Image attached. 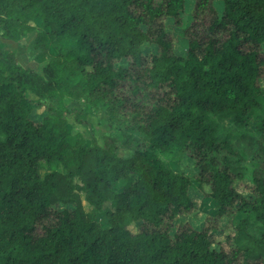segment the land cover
<instances>
[{
	"label": "trees",
	"instance_id": "1",
	"mask_svg": "<svg viewBox=\"0 0 264 264\" xmlns=\"http://www.w3.org/2000/svg\"><path fill=\"white\" fill-rule=\"evenodd\" d=\"M185 1L0 0L5 39L56 52L38 72L0 49V264H264V117L247 127L264 95V0H196L184 22ZM80 100L116 136L70 135L66 105ZM185 154L192 177L162 158ZM193 184L227 219V250L209 226L179 225Z\"/></svg>",
	"mask_w": 264,
	"mask_h": 264
},
{
	"label": "rangeland",
	"instance_id": "2",
	"mask_svg": "<svg viewBox=\"0 0 264 264\" xmlns=\"http://www.w3.org/2000/svg\"><path fill=\"white\" fill-rule=\"evenodd\" d=\"M196 0H186L184 6V17L183 21L186 22L189 15L194 9ZM215 8L218 13L221 12V5L219 3L215 4ZM36 25L39 22L36 21ZM166 30L171 33L174 39V50L179 55H183L186 48L187 42L182 36V29L177 28L172 20L165 21ZM34 34H30L25 38L20 39L18 42H12L5 39L1 35L0 31V49L4 53L12 52L15 57V61L24 68H30L34 71H40L41 68L46 64L48 59L56 55L55 49L50 47L48 52L44 54L40 50H36L33 47ZM156 49L154 46L145 45L143 47L144 53L154 52ZM261 51L264 54V45L261 47ZM261 86L264 89V78L261 81ZM259 102V107L250 112L247 120V127L250 131H253L260 121L264 117V95L257 98ZM43 103L48 106L55 105L51 100H43ZM67 112L65 118L67 121L68 132L70 135L74 136L77 133L81 134L85 139L86 143L89 145L91 139L94 138L98 142H101V137L105 135H115L116 131L111 127L108 120V116L102 111H91L88 110L82 100L80 101H69L67 102ZM45 115L44 108L35 110L31 114V119L35 122L41 120ZM224 123H228L225 121ZM118 155L127 156L130 151L120 148L117 150ZM164 162L167 166L174 172H183L186 175L192 177L196 174L197 170L194 166V161L190 158L188 154L183 155L180 161H177L173 156L164 155L162 156ZM45 167L41 168V172H45ZM121 184H115L116 190H121ZM238 192L243 194L245 197L253 198L252 186L246 182H240L235 185ZM209 190L207 187L200 191L196 184H193L190 188L189 195L192 200L196 203L195 210L188 214L179 217V225L188 224L190 227L201 230L206 226L212 228L210 231V238L214 246H220L221 248L227 250L228 243L226 242V236L233 233L232 229L228 226V221L226 218L216 219L212 218L215 203L206 196ZM84 208L87 210L88 206L85 201H83ZM58 208H60L58 206ZM102 228L107 227V222L104 217L98 218ZM133 233L139 231L140 227L138 224H134L129 228Z\"/></svg>",
	"mask_w": 264,
	"mask_h": 264
}]
</instances>
